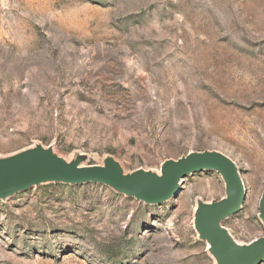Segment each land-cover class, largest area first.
<instances>
[{"label":"rangeland","instance_id":"374dc122","mask_svg":"<svg viewBox=\"0 0 264 264\" xmlns=\"http://www.w3.org/2000/svg\"><path fill=\"white\" fill-rule=\"evenodd\" d=\"M36 146L157 175L220 152L246 190L222 226L239 245L264 236V0H0V159ZM224 196L216 171L156 205L33 186L0 200V264H216L193 220Z\"/></svg>","mask_w":264,"mask_h":264},{"label":"water","instance_id":"95a60500","mask_svg":"<svg viewBox=\"0 0 264 264\" xmlns=\"http://www.w3.org/2000/svg\"><path fill=\"white\" fill-rule=\"evenodd\" d=\"M202 171H216L220 175L225 196L219 201L197 203L193 226L198 239L207 244L216 264L264 263V236L239 245L222 226L223 221L240 210L246 190L235 163L216 151L191 152L176 160H166L157 175L141 169L124 173L111 157L100 166H80L79 159L67 162L50 147L36 146L0 159V200L46 183H97L136 201L156 205L175 197L184 178ZM258 211L264 227V189Z\"/></svg>","mask_w":264,"mask_h":264},{"label":"bare ground","instance_id":"6f19581e","mask_svg":"<svg viewBox=\"0 0 264 264\" xmlns=\"http://www.w3.org/2000/svg\"><path fill=\"white\" fill-rule=\"evenodd\" d=\"M179 192H180V188H179Z\"/></svg>","mask_w":264,"mask_h":264}]
</instances>
